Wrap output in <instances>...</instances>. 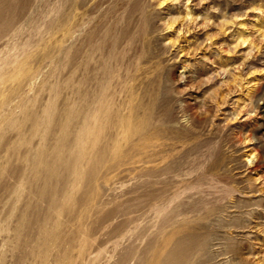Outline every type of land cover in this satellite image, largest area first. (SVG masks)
<instances>
[{
	"label": "rangeland",
	"instance_id": "obj_1",
	"mask_svg": "<svg viewBox=\"0 0 264 264\" xmlns=\"http://www.w3.org/2000/svg\"><path fill=\"white\" fill-rule=\"evenodd\" d=\"M263 69L264 0H0V264H264Z\"/></svg>",
	"mask_w": 264,
	"mask_h": 264
},
{
	"label": "bare ground",
	"instance_id": "obj_2",
	"mask_svg": "<svg viewBox=\"0 0 264 264\" xmlns=\"http://www.w3.org/2000/svg\"><path fill=\"white\" fill-rule=\"evenodd\" d=\"M262 72H263L262 74H264V69H263ZM260 106H261L260 109L264 110V99L262 100ZM259 111H260V110H259ZM254 147H255V146H254ZM256 152H257V151H256ZM254 159H255V155H254V154H251V155H250V160H249V161L252 162V160H254ZM258 159H259V158H258ZM255 162H256V161H255ZM255 162H252L251 165H253L252 167H254V168H258V164H256ZM263 168H264V167H263Z\"/></svg>",
	"mask_w": 264,
	"mask_h": 264
}]
</instances>
